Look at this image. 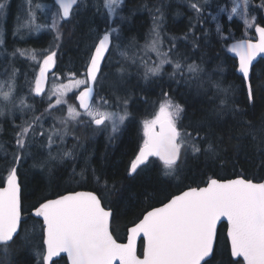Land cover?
I'll list each match as a JSON object with an SVG mask.
<instances>
[{
  "label": "trees",
  "instance_id": "trees-1",
  "mask_svg": "<svg viewBox=\"0 0 264 264\" xmlns=\"http://www.w3.org/2000/svg\"><path fill=\"white\" fill-rule=\"evenodd\" d=\"M25 1L9 0L4 22V54L2 69L15 67L17 89L23 87L27 77L32 74L28 63L12 54L20 50L40 51L45 46L53 45V36L49 31L37 36L22 38L15 32L14 25L24 15ZM103 0H83L77 14L70 22H62V47L54 73L63 75L69 70L81 69L90 48L96 42L97 35H103L109 27L107 10ZM190 0H124L111 26L119 32L112 36V46L101 73V81L106 85L97 89L116 107L117 97L127 99L129 113L123 127L114 137H107L95 126L72 124L67 128L60 155L52 159L44 151L45 137L32 143L29 153L19 167V183L23 205V225L20 236L10 242L5 250L0 246V264H37L32 249L35 237L40 234L41 221L26 217L34 205L44 199H53L74 191H91L102 199L107 208L114 212L111 230L119 242L126 240L127 229L154 207L167 202L171 197L190 187H201L208 179L227 180L243 175L254 182H264V147L247 134L250 122L258 138H264V75H258L264 69V59L254 67L252 86L255 99L249 102L247 89L242 78L236 74V60L226 51L232 42L241 39H255L254 28L246 29L241 19L236 16L230 21L228 13L233 0H196L204 12L197 14L189 6ZM53 4V0H32V5ZM261 0H251L250 17L264 25V9L257 7ZM99 7V10H98ZM163 12L161 33L163 37L174 39L173 60L180 59L184 65L183 74L172 76L173 67L168 64L158 76L144 78L142 68L127 59L117 61L114 57L119 46L120 51L132 55L143 43L153 26V16L159 15L155 8ZM220 8H226L221 12ZM124 17L123 20L120 17ZM227 40L217 32V25ZM192 31H189V28ZM247 32V35H246ZM15 33V34H14ZM187 34L188 39H184ZM168 49V47H167ZM8 55L9 58L8 59ZM140 57V53L137 55ZM110 63V64H109ZM197 65V73H189L187 65ZM223 68L220 71L219 68ZM33 80V78L31 79ZM218 82L221 88L229 89V107L219 111L223 93L213 87ZM17 93V92H16ZM168 94L174 104L183 108L177 120V127L182 133H191L203 149L209 143L217 146L220 159L206 155L203 151L193 155L191 148L182 149L177 162V170L172 175H165L162 164L157 159L142 166L138 175L128 176V167L143 140L142 122L152 118ZM30 104L35 102V113L40 115L44 104L35 97H30ZM119 106H124L120 103ZM239 109L233 114V109ZM47 122L57 125V115L49 116ZM0 178L6 170L14 152V129L9 118H0ZM243 125V127L241 126ZM63 126V125H62ZM245 133L240 141L244 145L237 153L236 137ZM70 152V157L63 153ZM49 158V161H48ZM43 164V167H41ZM99 178V179H97ZM107 185V187H105ZM39 221V222H38ZM27 234L28 239L24 237ZM216 254L211 264H230L229 244L226 237V225L221 224L217 231ZM143 252V242L138 246V255ZM59 264H67L63 258ZM241 264L242 261H241Z\"/></svg>",
  "mask_w": 264,
  "mask_h": 264
},
{
  "label": "snow or ice",
  "instance_id": "snow-or-ice-1",
  "mask_svg": "<svg viewBox=\"0 0 264 264\" xmlns=\"http://www.w3.org/2000/svg\"><path fill=\"white\" fill-rule=\"evenodd\" d=\"M54 2L58 7L51 12V23L41 24L36 13L32 11V0H28V18L20 25L28 28L30 32L48 30L54 33L53 45L41 50L39 55L35 50H16L21 56L37 62L38 71L29 82V95L39 98L40 103L47 97L44 111L35 115V102L28 104L25 98H20L19 103H15V70L8 80L0 81V100L12 106L8 114L13 115L17 108L22 113L20 124H16L14 119L12 121L16 150L12 153L6 175L0 178V246H4L5 250L10 242H15L20 236L24 223L21 185L18 182L19 167L25 156L30 154L29 147L36 142V137L46 136L47 147L51 150L56 143L55 137L60 136L62 141L70 123L92 125L97 129L111 125L112 132L116 133L129 116L127 99L121 101L117 97V110L112 111V102L97 90L101 85L102 62L110 53L112 34L119 32L117 27L111 26V17L119 15L118 9L123 6L124 0H104L103 7L107 9L109 27L103 35H97L96 42L90 48L81 69L69 70L63 75L52 73V87L49 90L46 88L49 73L56 65L58 52L62 47V22L71 21L73 15L78 13L83 0ZM250 4L251 0H233L228 19L231 21L234 16L241 17L246 29H255V39L238 40L227 46L226 51L232 53L237 60L235 71L241 75L243 85L247 89L248 101L251 103L255 99L251 83L254 61L258 56H264V25L257 21L256 16L250 17ZM189 6L198 18L204 12V8L196 0H190ZM36 7L39 8L40 5L37 4ZM257 7L264 9V0H261ZM4 8L5 5L0 3V11ZM226 10L220 8L221 12ZM155 12L159 15L153 16L151 39L145 47L156 53L159 63L153 62L149 66L146 61L143 62L146 80L150 76L160 75L164 64L172 65V76L184 72L182 60L171 58L172 49L176 47L174 43L168 51H162L163 12L160 7L155 8ZM120 19L123 20L124 17L121 16ZM189 31H192L191 27ZM217 32L223 40L228 39L221 32L219 24ZM184 39H188L187 34ZM117 47L119 50V46ZM12 55L15 56L16 52ZM120 55L128 59L126 51H120ZM132 62L135 63L136 58H132ZM219 70L223 71V68ZM187 71L197 73L199 68L189 64ZM258 75H264V69ZM212 86L224 94L219 104V111L223 112L229 107L230 90L221 88L218 82H213ZM69 93L73 94L75 103H69L73 98ZM164 96L166 99L161 103L155 117L143 122V140L128 167L130 177L138 175L142 166L150 164V158L161 162L165 175L174 174L182 149L188 147L194 156L203 151L206 155L220 159L218 148L214 144L209 143L206 149L202 148L197 137L206 141L207 136L200 137L199 129L196 130V137L178 129L177 120L183 108L167 98V93H164ZM120 103L124 105L123 112L119 110ZM61 106L67 107V114L59 118L64 131L55 125L44 129L45 118L53 116L57 110L63 111ZM26 109L32 113L30 118H24ZM238 111V108L233 109V114ZM4 115L5 109L0 107V117ZM245 123L249 125L247 134L251 135L254 141H258L260 147H264V138L256 136L250 122ZM260 131L264 132V129ZM244 136L245 133H241L240 137H236L237 153L244 147L240 143ZM261 154L264 155V152ZM49 155L56 159L51 151ZM71 155L70 152L63 153L64 157ZM31 215L42 221L40 234L35 237L37 242L32 249L37 264H59L64 255L67 256L68 264H211V259L216 254V225L222 218L227 220L228 225L227 238L232 258L230 264H241L240 258L243 264H264V182H253L243 175L224 181L210 178L206 186L190 187L180 195L173 196L162 206L152 208L138 223L128 229L127 243L118 242L111 230L113 210L107 208L102 199L91 191H74L55 199L46 198L32 207ZM141 236L142 257L137 252V238ZM24 239H28L27 234Z\"/></svg>",
  "mask_w": 264,
  "mask_h": 264
},
{
  "label": "rangeland",
  "instance_id": "rangeland-1",
  "mask_svg": "<svg viewBox=\"0 0 264 264\" xmlns=\"http://www.w3.org/2000/svg\"><path fill=\"white\" fill-rule=\"evenodd\" d=\"M0 3H3L5 5L4 10L0 11V81H6V80L9 79V77L12 76L13 70H15V76L17 74V71H16L15 67H8L6 69H2V65H3V63H2L3 62L2 61V55L4 54V45H3V42H4V22H5V19H6L7 5L9 3V0H0ZM38 4L40 5L39 8L36 7L37 4L36 5H32L31 4L32 11L36 13L38 22H40L41 24H45V23L50 24L51 23V12L56 10L57 7L54 4H40V3H38ZM25 6H26V8L24 10V15L21 16L20 19H18L17 23L14 25L15 32L17 33V35L21 36L22 38H27V37H30V36H33V35L37 36L39 34H42L43 32L48 31V30H42V31L37 33V32H30L28 30V28H26V27H20V25L24 24L25 21L28 18V12H29L28 1H25ZM119 10L120 9H118V12H119ZM116 17H117V15H114L113 17H111V20H115ZM236 17L238 19H241L242 23H244V21H243V19L241 17H239V16H236ZM161 28H162V22H161ZM50 33L52 34V32H50ZM150 33H151V31H150ZM150 33L144 39L145 43H143L138 49H136L133 52L132 55H129L128 59H127L128 61L133 63L132 62V58H136V62L135 63L139 62L140 66L142 68L143 74L145 73V70H146L145 66H144V63H143L144 61H146L149 66H151L153 64V62L159 63V59H158L156 53L149 51L145 47L146 43L148 41H150V39H151ZM53 35H54V33L52 34V36ZM116 35H117V33H113L112 34V36H116ZM161 39L164 42L163 45H162V51L166 52V51H168L169 47L174 43L173 42L174 39L171 38V37L165 38V37H163L162 33H161ZM167 47H168V49H167ZM48 48H49L48 46H45L42 50L48 49ZM27 51L31 52L32 50H27ZM35 53L37 55H39L41 53V50L38 51V52L35 51ZM139 53H140V57H137V55ZM16 55L18 56L17 58H20L25 63H28L33 72H32L31 75H29L27 77V80L23 84V87H20V88L17 89V83H16L15 103L18 104L20 98H25L26 103L30 104L29 99L32 96L29 95V82L31 81L32 78L34 79L35 73L38 71V65H37V62L35 60L28 59L26 56H21L19 52H17ZM13 57L14 56H10V58H13ZM114 57H115V59L117 61H122L121 59L125 60V58L120 55V50H118V48H116V50H115ZM10 58H9V55H8V59H10ZM167 65L168 64H164L163 68L165 66H167ZM57 82H59V81H57ZM104 85H106V81L102 80L101 81V86H104ZM51 87H52V75L49 76V83H48L47 89L50 90ZM69 96L73 97V94L69 93ZM37 99L39 100V98H37ZM54 100H55V97H53V102H54ZM69 103H75L74 97L71 100H69ZM43 104H44V108H45L47 106V97H45V100H44ZM0 107H4V109H5V115L4 116H7L9 118V122H10V125L12 126V128H13V123H12L13 119L15 120L16 124H20L22 122V119H21L22 113H21V111L18 108L14 110V114L13 115H10L8 113H9V109L12 108L11 105H6V102L0 100ZM61 107L63 108V111H59V110L55 111V114L57 115V117H56L57 120H59L60 117H62V116L67 114V107L66 106H61ZM44 108L42 109L41 112L44 111ZM111 110L112 111H116L117 107H112ZM119 110L121 112H123L124 111V106H119ZM158 111H159V109H158ZM31 115H32V113L29 112L26 109L24 118H30ZM35 115H36V113H35ZM155 115L152 118L148 119V120L149 121L152 120L155 117ZM2 117H0V118H2ZM49 119H50L49 116L45 118V120H44V129H50L54 125L51 122H47ZM126 120H125V122H126ZM125 122H124V124H125ZM123 125H121L120 129L123 127ZM55 126H56V128L61 129L62 132L64 131V126H62V124H60L59 122ZM141 126H142V131H143V122H142ZM0 130H1V127H0ZM14 131H15V129H14ZM98 131L104 133L107 137H114L120 130L118 132H116V133H113L112 130H111V125H108V127L101 128ZM66 137H67V134L63 136V140L62 141H61L60 136L55 137L56 143L53 144V146H52V148L50 150L47 147L48 141H47V137L45 136L46 140H45V143L43 145V149L48 154V156L50 158H51V156L49 155L50 151H51L52 156L58 157L60 155V151L62 150V147L64 145ZM38 139H39V136L36 137V142H38ZM13 147H14L13 151H15L16 150V148H15V137H14V141H13ZM48 161H49V158H48Z\"/></svg>",
  "mask_w": 264,
  "mask_h": 264
},
{
  "label": "water",
  "instance_id": "water-1",
  "mask_svg": "<svg viewBox=\"0 0 264 264\" xmlns=\"http://www.w3.org/2000/svg\"><path fill=\"white\" fill-rule=\"evenodd\" d=\"M53 3H54V5H55V2H54V0H53ZM56 7H58L57 5H55ZM254 34H255V29H254ZM236 41H234V42H232V43H235ZM231 43V44H232ZM230 44V45H231ZM111 46H112V37H111V45H110V49H111ZM228 55L231 57V58H233V59H235L236 60V58H235V56L232 54V53H228ZM107 56H108V54H107ZM260 59H264V56H258L257 57V59H256V61H254V65L260 60ZM105 62V61H104ZM104 62H102V67H103V64H104ZM236 63H237V60H236ZM55 71V66L53 67V69L51 70V72L49 73V76L53 73ZM236 74L237 75H239L240 77H241V75L239 74V73H237L236 72ZM242 78V77H241ZM48 85V84H47ZM47 85H46V88H47ZM78 106V105H77ZM151 159V158H150ZM154 159H156V158H154ZM158 160V159H157ZM159 161V160H158ZM160 162V161H159ZM178 162V161H177ZM161 163V162H160ZM234 179V178H233ZM221 181H224V180H221ZM18 182H19V179H18ZM254 182V181H253ZM258 183V182H257ZM204 186H206V184L204 185ZM204 186H201V187H204ZM188 189H186V190H184V191H187ZM79 191H83V190H79ZM184 191H182V192H184ZM182 192H180L179 194H177V195H180ZM66 194H68V193H66ZM57 198V197H56ZM172 198V197H171ZM170 198V199H171ZM53 199H55V198H53ZM169 199V200H170ZM168 202V201H167ZM167 202H165V203H167ZM160 206H162V205H160ZM160 206H158V207H160ZM150 211V210H149ZM27 218L28 217H33V218H35V219H37V220H39V218H36V217H34V216H32L31 215V212L26 216ZM143 218V216L141 217V219ZM22 219H24V217H23V215H22ZM42 222V221H41ZM139 222V221H138ZM138 222H136V223H138ZM135 223V224H136ZM221 224H225L226 225V237H227V228H228V225H227V220L226 219H221L220 221H218L217 222V225H216V237H217V231H218V228H219V226L221 225ZM132 226H134V225H132ZM132 226H130L129 228H131ZM128 228V229H129ZM128 229H127V234H128ZM227 240H228V238H227ZM143 242V237L141 236V237H138L137 238V252H138V246H139V243L140 242ZM119 242V241H118ZM122 243H127V235H126V240L124 241V242H122ZM215 243H216V239H215ZM215 243H214V246H215ZM143 256V252H142V255L140 256V257H142ZM63 258H65L66 259V263L68 264V262H67V256L66 255H64L63 256ZM54 259H56V260H58L59 258H54ZM240 260L242 261V258H240ZM242 263H243V261H242Z\"/></svg>",
  "mask_w": 264,
  "mask_h": 264
}]
</instances>
